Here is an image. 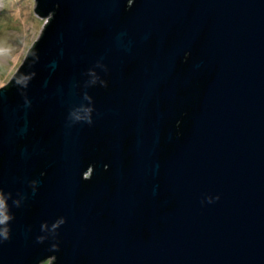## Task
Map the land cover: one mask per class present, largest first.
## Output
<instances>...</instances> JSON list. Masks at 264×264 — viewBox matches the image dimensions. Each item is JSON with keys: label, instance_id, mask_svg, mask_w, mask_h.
I'll use <instances>...</instances> for the list:
<instances>
[{"label": "water", "instance_id": "95a60500", "mask_svg": "<svg viewBox=\"0 0 264 264\" xmlns=\"http://www.w3.org/2000/svg\"><path fill=\"white\" fill-rule=\"evenodd\" d=\"M35 10L0 87V264H264V0Z\"/></svg>", "mask_w": 264, "mask_h": 264}, {"label": "rangeland", "instance_id": "374dc122", "mask_svg": "<svg viewBox=\"0 0 264 264\" xmlns=\"http://www.w3.org/2000/svg\"><path fill=\"white\" fill-rule=\"evenodd\" d=\"M36 6L37 0H0V87L14 75L51 17L41 15Z\"/></svg>", "mask_w": 264, "mask_h": 264}, {"label": "clouds", "instance_id": "9594fccd", "mask_svg": "<svg viewBox=\"0 0 264 264\" xmlns=\"http://www.w3.org/2000/svg\"><path fill=\"white\" fill-rule=\"evenodd\" d=\"M10 217L5 215L2 219H0V225H6L9 221ZM6 235V233H5Z\"/></svg>", "mask_w": 264, "mask_h": 264}]
</instances>
